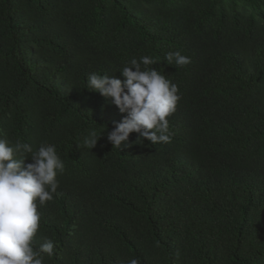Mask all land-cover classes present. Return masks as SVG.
<instances>
[{
	"label": "trees",
	"instance_id": "trees-1",
	"mask_svg": "<svg viewBox=\"0 0 264 264\" xmlns=\"http://www.w3.org/2000/svg\"><path fill=\"white\" fill-rule=\"evenodd\" d=\"M142 56L179 88L171 140L113 147L127 114L87 78ZM0 138L65 164L44 264H264V0H0Z\"/></svg>",
	"mask_w": 264,
	"mask_h": 264
},
{
	"label": "clouds",
	"instance_id": "clouds-1",
	"mask_svg": "<svg viewBox=\"0 0 264 264\" xmlns=\"http://www.w3.org/2000/svg\"><path fill=\"white\" fill-rule=\"evenodd\" d=\"M169 65L183 67L190 57L180 50L165 53ZM157 61L150 56L131 59L120 71L124 78L89 74L86 89L110 99L127 115L108 132L107 139L113 147L127 146L131 133L137 141L151 144L171 140L169 121L181 99L179 88L154 67ZM143 65V68H142ZM100 136L90 131L83 145L94 148ZM19 157V158H17ZM31 159L26 163V159ZM65 164L54 145L41 143L33 149L30 144L16 141L11 144L0 138V264H44L45 256L55 254L54 241L44 239L39 248L34 247V236L40 226L41 215L37 202L44 205L57 193ZM127 264H139L130 259Z\"/></svg>",
	"mask_w": 264,
	"mask_h": 264
}]
</instances>
